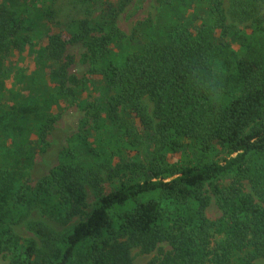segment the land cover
<instances>
[{
	"label": "trees",
	"instance_id": "1",
	"mask_svg": "<svg viewBox=\"0 0 264 264\" xmlns=\"http://www.w3.org/2000/svg\"><path fill=\"white\" fill-rule=\"evenodd\" d=\"M58 1L0 0V72L16 58L12 82L24 88L0 77V256L11 251L9 264H134L140 248L159 251L149 264H258L264 0H233L229 15L223 0H159L158 14L131 35L118 20L134 0H71L82 17L37 47L32 33L55 18ZM78 42L97 81L71 71L68 47ZM30 56L44 61L43 75L23 68ZM90 86L89 133L33 187L35 147L55 128L54 108ZM168 150L192 160L170 162ZM221 152L236 155L213 161ZM212 196L215 220L207 216ZM34 211L66 232L30 220ZM23 221L37 240L15 231Z\"/></svg>",
	"mask_w": 264,
	"mask_h": 264
},
{
	"label": "rangeland",
	"instance_id": "2",
	"mask_svg": "<svg viewBox=\"0 0 264 264\" xmlns=\"http://www.w3.org/2000/svg\"><path fill=\"white\" fill-rule=\"evenodd\" d=\"M71 0H59L57 4V13L54 19L42 20L39 27L32 33L36 36V46L40 47L43 44L48 43V36L51 33L63 31L67 28V24L70 18L82 17L78 11L70 4ZM224 8L229 15V11L233 0H223ZM160 9L159 0H134L133 3L120 15L118 20L119 27L128 35L134 31L139 22L144 21L148 18H154ZM240 27L246 25V23H239ZM41 44V45H40ZM88 52L86 46L80 42L73 44L68 47V53L73 55L76 59L75 64L71 67V71L78 75L80 78H86L89 76L91 80L97 81L100 77L91 75L90 71L94 65L83 58L84 54ZM36 55V53H35ZM31 57V56H30ZM17 59L13 58L11 60L5 61L2 70L0 72V77L10 76L8 79L10 83L15 86L18 92H23L24 88L20 85H15L13 81V66L15 65ZM44 61L35 60V63L31 58L27 59L23 68L34 70L39 75L44 74L43 70ZM92 86L89 88L78 89L75 95V99L71 98H61V102L58 107L54 108L55 113L59 116L54 130L50 133L46 145H38L35 147V164L31 170L32 186L36 187L40 181H42L49 172L57 167L63 157L67 155V151L72 149L77 143L82 139L83 134L89 133V128L92 126V120L90 119V99H88ZM4 102V100H2ZM149 110H153L152 103H149ZM168 157L170 162H189L192 160V156L188 153H173L168 150ZM235 154L230 155L228 152H221L214 154L212 157L213 161L224 162L227 158L235 156ZM230 179H225L224 182H229ZM247 190H250V186L245 182ZM210 190V187H207ZM96 199L92 193L89 191V211L92 209ZM221 215V210L216 204L215 198L212 196V204L210 205L207 216L215 220ZM33 221H43L52 228H54L57 233L62 234L66 232V228L60 226L56 222H53L43 216L40 212L34 211L29 217ZM78 220L76 219L75 222ZM74 222V223H75ZM73 223V224H74ZM15 231L22 237L34 238L37 240L35 234L31 231L28 226L27 221H23L14 226ZM164 249H169L168 245H162ZM12 253L7 251L5 254L0 256V264H9L11 260ZM132 256L134 264H149L150 261L159 256V251L156 250L150 254L144 253L140 248H134L132 250ZM258 264H264V259L258 260Z\"/></svg>",
	"mask_w": 264,
	"mask_h": 264
}]
</instances>
